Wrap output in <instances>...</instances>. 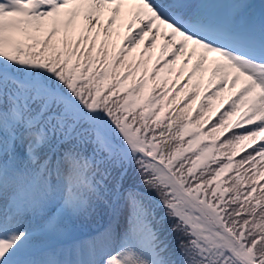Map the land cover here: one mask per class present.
Returning <instances> with one entry per match:
<instances>
[{
	"label": "snow or ice",
	"instance_id": "obj_1",
	"mask_svg": "<svg viewBox=\"0 0 264 264\" xmlns=\"http://www.w3.org/2000/svg\"><path fill=\"white\" fill-rule=\"evenodd\" d=\"M137 24L120 68L153 33L218 82L195 124L161 126L145 80L104 94L106 46ZM261 179L264 0H0V264H264Z\"/></svg>",
	"mask_w": 264,
	"mask_h": 264
},
{
	"label": "trees",
	"instance_id": "obj_2",
	"mask_svg": "<svg viewBox=\"0 0 264 264\" xmlns=\"http://www.w3.org/2000/svg\"><path fill=\"white\" fill-rule=\"evenodd\" d=\"M88 47L90 48L91 45L89 44ZM115 47V43L113 44H108L106 46V56L107 58L109 57L110 52L113 50V48ZM99 48H97V56L98 59L96 61V65L95 68L93 69L92 75L95 76L96 72L99 71L104 65L102 63V61L105 59V56H99ZM81 52L83 53V49H81ZM137 55V50L134 49V51L132 52H127L125 54H123V63H124V67L120 68V58L115 62V64L113 65V67L111 68V74L108 77V85L107 88H104V86H102V89L104 90V94H107V90L108 89H112L114 86L116 87L115 83H116V77L117 75L122 72L124 69H128L130 66L133 65L134 59L136 58ZM85 59L83 61L80 60V56L77 55L73 61V67H76L79 63H87V53H84ZM151 62V58L149 57H144L143 59V67H142V71H141V75L140 77L144 76V73L147 71V67L149 65V63ZM118 70V71H117ZM85 70H82V73L85 72ZM126 78H129L130 81L129 83H135L137 80V70L135 68L132 69L131 72H128L125 75ZM152 85L155 88V93H158L160 91H162L164 88H166L167 84H168V80H165L161 85H159L156 81V79L153 77L152 80ZM189 85L188 82H186L185 84L176 87L174 90L170 88H167L165 90V92L162 93L160 100L161 102H163L166 99V104H165V109H164V113L161 117V126H163L164 123H167L169 118H175L176 116H179L182 112L184 113V115H190L192 110L195 109V112L193 113V115L191 116V122L193 124H195V121L197 120V113L199 111V108L201 106V104H204L206 102H200L198 109L196 108L197 105V100H198V94H199V86L198 87H194L191 88V90L187 92V90L189 88H187ZM193 95H195V103H192L191 101V97H193ZM125 94L124 92L118 91L117 90V95L115 97H112V99H118L119 97H124ZM224 98V94L221 95L219 99V101H222ZM185 109H187V111H185ZM137 112L141 111V110H136ZM213 113V106H212V111L207 112L206 113V120L208 121L209 118L211 117ZM218 117L214 118L211 123L205 127L203 130L207 131L210 127L211 124L215 122V120ZM185 139L187 140L188 137H185ZM212 138H208V140H206L205 142H209ZM223 139V136H221V140ZM219 143V141H217V144ZM255 147V146H254ZM241 148H244V146H242ZM252 148H248L245 151H243L242 153H240L239 155H237L234 159L233 162L237 161L240 159L241 156L246 155L247 152L251 151ZM229 175H231V173H229ZM261 185H264V179H261L260 181ZM82 233L77 232L74 235H81Z\"/></svg>",
	"mask_w": 264,
	"mask_h": 264
},
{
	"label": "rangeland",
	"instance_id": "obj_3",
	"mask_svg": "<svg viewBox=\"0 0 264 264\" xmlns=\"http://www.w3.org/2000/svg\"><path fill=\"white\" fill-rule=\"evenodd\" d=\"M254 2L257 3L256 0H254ZM138 27H140V25H138V24L136 26H134L133 31L131 33H128L126 28L120 29L118 27L117 30L120 32L119 39H122V41H121V46L122 47H124V48L128 47L126 37L130 38L131 36L135 35L136 32L138 31V30L135 31V28H138ZM101 35L103 37V33H101ZM147 36H151L152 37L153 34L152 33H148ZM147 36H145L143 38V40L140 41L138 46H133L132 48L142 49L148 55L153 57V59L155 61V65L153 66L152 70L156 72L155 79L157 80V82H160L163 79H165V78H167V77H169L171 75L184 76V78L188 79V76L193 71V65L195 63V59L192 60L193 63H192V61L188 62L187 63V67L185 68V62L187 60V57L185 55H180V56H177V57H173V53L174 52L173 53L171 52V48L170 47L166 51L162 50L161 46H163L165 44L163 42L164 41L163 39L161 40V42H159L161 45H159L158 42L156 41L155 46L152 47V42L148 39ZM157 37L159 39H161L160 36H157ZM157 37H156V39H157ZM182 69H183V71H182ZM209 77H210V73L206 74L204 76L203 80H201L200 74L197 73L196 76H194L192 78L191 82H190L192 85L201 84L202 91H201L200 97L203 98V100L206 99L207 97L211 96L212 93L217 88V83L218 82L209 84ZM173 79H175V78H173ZM144 80L146 81V86H145V89H144L145 99H144L143 102L147 103L148 100H151L154 97H158L159 98V95H154L152 93V91L150 90V87L148 85L147 79H144ZM133 87H135V86H131V87L129 86L127 89L124 88L127 91L126 96H127L128 92L131 91V89ZM117 89H119V85L118 84H117ZM224 93L226 95V97H225L226 100L224 101V103L222 105H219L216 102H214V104H213L214 116L217 114L218 111L224 110L226 105H227L229 94L227 92H224ZM215 101H217V99H215ZM138 109H140V108H138ZM162 111H163V109H162ZM28 222H33L32 218L29 217L25 221V225L28 224ZM55 242L58 243V241H55Z\"/></svg>",
	"mask_w": 264,
	"mask_h": 264
},
{
	"label": "bare ground",
	"instance_id": "obj_4",
	"mask_svg": "<svg viewBox=\"0 0 264 264\" xmlns=\"http://www.w3.org/2000/svg\"><path fill=\"white\" fill-rule=\"evenodd\" d=\"M137 30H139V27L138 28H135V31H137ZM164 31V29H161V32H163ZM153 34V33H152ZM147 36V35H146ZM157 36H160L161 37V39H159ZM156 37H157V39H155V43H156V41L158 42V44L159 45H161L159 42H161V40L163 39L164 41V43L166 42V37H164L163 35H157ZM148 37V39L152 42V37L151 36H147ZM163 37V38H162ZM162 42V43H163ZM162 47V50H164V48H163V46H161ZM171 48V52L173 53V52H175V46H171L170 47ZM192 63H193V61H192Z\"/></svg>",
	"mask_w": 264,
	"mask_h": 264
}]
</instances>
